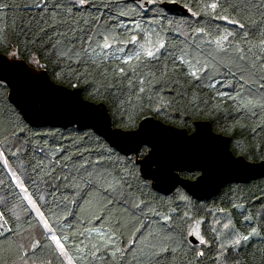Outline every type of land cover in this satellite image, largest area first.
Returning <instances> with one entry per match:
<instances>
[{"label": "snow or ice", "instance_id": "obj_1", "mask_svg": "<svg viewBox=\"0 0 264 264\" xmlns=\"http://www.w3.org/2000/svg\"><path fill=\"white\" fill-rule=\"evenodd\" d=\"M130 2L0 0V170L31 206L22 220L0 196V264L264 261V197L232 190L237 213L204 229L205 208L181 193L178 212L158 194L164 177L171 191L180 173L199 186L264 164V143L236 158L209 126L189 134V121L235 112L226 134L239 127L264 141V0H184L180 19L167 7L179 0ZM64 105L73 111L57 132L48 114ZM253 118L260 123H241ZM164 130L192 147L205 138L215 152L164 162Z\"/></svg>", "mask_w": 264, "mask_h": 264}, {"label": "trees", "instance_id": "obj_2", "mask_svg": "<svg viewBox=\"0 0 264 264\" xmlns=\"http://www.w3.org/2000/svg\"><path fill=\"white\" fill-rule=\"evenodd\" d=\"M14 2H21V0H14ZM120 2L121 3H129L130 7H135V4L131 3L130 0H120ZM183 2H184V0H179V4H183ZM175 14L176 13L171 12V13H169V16L173 17L175 19L181 18V16L175 15ZM185 18H187V16H185ZM255 18L259 19V16L255 17ZM145 19L150 20V19H152V16L151 15L146 16ZM124 22L130 23V19L124 18ZM221 23H223V22H221ZM65 85H67V84H65ZM85 97L90 99V100L99 102V101L95 100L94 98H89L88 94H85ZM237 116H238L237 113L231 112L230 114H221L219 116H216L214 114L212 118L205 116V117H202L201 119L210 120L214 130H216L217 132H221V133L226 134V129L235 122V119L237 118ZM213 119L219 120L220 123L219 124L213 123L212 122ZM195 121L196 120L189 121V124L193 125L192 131L194 129ZM181 123H182V121H177V122H175L174 125L179 126V124H181ZM241 123L242 124H244V123L256 124V123H260V121L256 120L255 118H253L251 120L241 119ZM36 130L40 131V132H49V131H52L53 129L51 126H42V127H37ZM63 130H64L63 128H59V127L56 128L57 132H60ZM227 135L230 136V147L237 155H241V152H246L248 150V146L250 143H255L257 149H259L261 147V144L264 143V141H261L259 137H257L255 140H253L252 134L247 129H241L239 127L236 128L235 132L227 134ZM233 137H235V139H233ZM237 141H239V147H237ZM249 159L251 160V157H249ZM9 160H10V165L13 168L17 169L15 163L11 160V158H9ZM181 174L185 177L192 178V179L196 177V176H193L192 173H181ZM0 180L3 181V183L0 184V196L8 197V199L11 201L10 206H18L17 211L20 214L21 219L23 220L25 217V211L27 209H29L31 206L28 205L27 202L21 198L23 196V193H20V196L12 195L13 192L19 193L20 189L16 188L13 185V181L11 180V176L9 173H7L6 170H0ZM25 185L28 187V191L30 192V194L33 197H36L37 196L36 190L26 180H25ZM235 189H244L249 195L255 194V195H252V201L251 202H255L258 204L259 201L257 198L258 197H264V191H261V189H264V177L258 178L256 180L250 181L248 183H229L219 192V194L213 200H209V201L196 200V199L190 197L181 187H178L173 195H166V194H163L161 192H159L158 194L161 197L167 198L169 200H175L176 203L173 204V207H176L177 204L183 205L184 202L177 199L181 193L190 197L194 203L205 208V213L200 214V219L205 221L204 225L202 227L204 229H207L210 226L218 227L214 223V218L216 219V216L220 215V216H222V220H224V217L226 215H233L234 216L237 213L238 210L231 208V206L228 203L229 193ZM48 191H50V189L44 190L40 194L46 195V198H50V197H47ZM233 198H234V196H233ZM251 202L246 201L245 202L246 206H249V204ZM72 208H73V211L76 210L75 206H72ZM176 210L179 212L180 208L176 207ZM207 211H210L212 213V215H208L207 218H205ZM45 215H48V213L46 212ZM33 223H35L34 220H33ZM84 226L85 225L83 223L78 225V227L81 230L83 229ZM87 226L91 227L92 225L88 224ZM25 227H27V225H25ZM258 244H259V241H256V245H258ZM6 255H9V254H6ZM41 255L43 256L45 254L42 253ZM242 264H243V257H242ZM251 264H264V261H261L259 255H257L255 257V259L251 261Z\"/></svg>", "mask_w": 264, "mask_h": 264}, {"label": "water", "instance_id": "obj_3", "mask_svg": "<svg viewBox=\"0 0 264 264\" xmlns=\"http://www.w3.org/2000/svg\"><path fill=\"white\" fill-rule=\"evenodd\" d=\"M167 7L173 9L172 13H181V14L185 13V10L182 8V4L169 3ZM30 86L36 87V85H30ZM62 86L68 87L67 85H62ZM85 99L89 103H99L90 100L86 97ZM72 111L73 109L70 105H64L60 108H54L48 114V118L57 121L55 122L57 124V127L62 128L60 127V124L66 122H60L58 120L63 118L65 115L70 114ZM38 124L40 125L38 127L51 126V125H43L42 122H38ZM196 124L202 125L201 127H203V125L209 126L212 129L213 134L219 137L221 150L224 153H232L236 158H240V155H237L230 147V136L214 130L210 120L200 119L198 121H195L193 131L189 132L190 135L192 134V132L195 131ZM168 126H175L179 128V126L174 124H169ZM158 136L163 145V152L161 158L164 162H169V161L187 162V161H191L197 155H209V154H214L215 152V150L212 148V146L209 145L207 139L205 138H202L197 146L192 147L186 145L184 142L181 141L179 137V133L172 132L170 130H164L158 133ZM180 177L183 183L178 184L177 187L172 189L171 191H168L167 178L164 177L162 179V183L160 187H165V189L160 192L166 195H173L176 189L178 187H181L190 197L199 201H209V200H213L219 194V192L229 183H248L250 181L264 177V164H261L259 161H256L251 167L246 169H237V170H228V171L222 170L214 178V180L207 185L195 186L197 184L198 176L192 179L185 177L180 173Z\"/></svg>", "mask_w": 264, "mask_h": 264}, {"label": "rangeland", "instance_id": "obj_4", "mask_svg": "<svg viewBox=\"0 0 264 264\" xmlns=\"http://www.w3.org/2000/svg\"><path fill=\"white\" fill-rule=\"evenodd\" d=\"M10 167L13 169V171H17L18 172V170L17 169H15V168H13L11 165H10ZM26 186V185H25ZM28 193L30 194V192L28 191ZM31 195V194H30ZM216 219H221L222 220V216H216ZM223 221V220H222Z\"/></svg>", "mask_w": 264, "mask_h": 264}]
</instances>
